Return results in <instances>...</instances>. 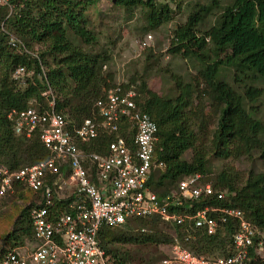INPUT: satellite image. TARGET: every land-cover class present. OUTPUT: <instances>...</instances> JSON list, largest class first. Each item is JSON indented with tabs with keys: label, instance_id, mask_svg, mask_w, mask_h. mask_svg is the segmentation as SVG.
<instances>
[{
	"label": "trees",
	"instance_id": "16d2710c",
	"mask_svg": "<svg viewBox=\"0 0 264 264\" xmlns=\"http://www.w3.org/2000/svg\"><path fill=\"white\" fill-rule=\"evenodd\" d=\"M99 1L41 0L36 6L33 0H10L11 12L8 7L0 6V167L17 170L48 159L38 136H16L8 119L11 111L46 108V99L41 96L45 91L52 92L55 110L66 118L69 125L78 126L84 119L95 118L93 105L111 89L114 79L112 73L102 72V66L108 60L106 53L84 49L97 44L96 33L88 24L86 9ZM110 1L125 10L144 7L151 28L171 20L168 6L157 4L156 0ZM210 1L213 6L219 3L218 0ZM201 19L200 12L195 11L173 31L170 53L198 63V77L205 87L203 94L208 96L217 114L208 148L196 146L199 136L203 135L204 121L198 111L191 108L190 84L176 78L178 94L161 97L141 78L130 82L133 85L138 82L134 89L135 103L157 127L156 166L151 170L147 186L161 197L176 189L181 177L202 174L204 182L210 183L215 192L223 193L224 198L217 200L212 196L206 202L191 205L237 209L245 220L264 232V172L251 170L246 178H241L232 169H222L211 177L208 168V155L212 151L218 157L226 158L257 152L264 166V123L258 113L261 110L254 105L262 99L264 103L258 85L264 82V0H232L222 7L215 24L197 36L196 28ZM9 36L20 42L17 50L9 46ZM33 44H42L44 49L35 52ZM18 68L24 70L20 75L24 78L22 83L14 78ZM223 68L234 69L235 83L247 79L242 91L219 78ZM120 87L129 89L128 85ZM123 128L126 131L128 125L124 124ZM110 141L109 137L100 135L81 148L102 154ZM187 150L192 152L189 160L182 157ZM27 191L31 194L28 205L20 211L12 230L4 236L2 245L9 248L2 251L0 258L7 251L23 248V239L28 240L30 247L33 244L29 212L36 194ZM63 207L58 205L56 210ZM236 224V220L228 219L214 235L201 232L186 240L179 226L156 218H136L117 228L103 227L97 239L110 264H131L133 260H138L137 264L160 261L166 257V250L174 239L189 251L221 257L230 252ZM125 245L144 250L145 255L130 259L114 247ZM157 248L161 251L159 256L145 260L149 252Z\"/></svg>",
	"mask_w": 264,
	"mask_h": 264
},
{
	"label": "built area",
	"instance_id": "2783aa9c",
	"mask_svg": "<svg viewBox=\"0 0 264 264\" xmlns=\"http://www.w3.org/2000/svg\"><path fill=\"white\" fill-rule=\"evenodd\" d=\"M0 6L12 7L10 0H0ZM8 44L16 50L21 46L13 36ZM23 72L16 69L14 78ZM41 96L46 108L28 107L8 114L13 133L26 138L37 135L48 159L17 170L0 167L1 195L16 186L36 194L29 212L32 246L7 251L0 264H110L99 246V231L136 218L179 226L186 240L201 232L214 235L226 220L237 221L227 256L198 254L174 239L166 257L156 264H264V232L245 220L241 211L191 205L212 196L224 198L204 182L202 174L181 177L176 189L161 197L147 186L156 166L157 127L136 105L134 89H109L93 105L95 118L84 119L78 126L69 125L55 110L50 90ZM100 135L111 139L104 153L81 148ZM61 204L63 209L57 211Z\"/></svg>",
	"mask_w": 264,
	"mask_h": 264
},
{
	"label": "rangeland",
	"instance_id": "374dc122",
	"mask_svg": "<svg viewBox=\"0 0 264 264\" xmlns=\"http://www.w3.org/2000/svg\"><path fill=\"white\" fill-rule=\"evenodd\" d=\"M39 6L41 0H33ZM216 6L210 0H156L157 4L167 5L171 12V20L158 27L151 28L148 23V12L144 7L125 10L112 4L110 0H100L97 4L86 9L89 20V27L96 33L97 44L84 47L94 53L105 52L108 60L102 66V72H110L114 79L111 88L128 85V88L135 89L131 80L141 78L148 88L161 97H173L178 94L175 86L176 78L185 84L192 86V110L198 111L201 120L203 119V135L199 136L196 143L197 148L210 146V133L215 128L216 109L207 95L202 80L198 77V63L191 59H185L180 54H171L173 31L186 22L187 17L199 11L202 19L196 28V35H202L207 29L215 24L216 17L220 14L222 7L231 3L232 0H218ZM12 8V7H11ZM207 12H203L205 9ZM202 10V11H201ZM11 12V9H9ZM6 13V11H5ZM1 14V12H0ZM2 15H0L1 17ZM33 51H42V44H33ZM222 58V57H221ZM50 62V58L46 57ZM235 71L232 68H223L219 73V78L230 84L237 91H242L247 79L241 83L234 82ZM31 75V74H30ZM29 77V75H28ZM24 78L18 77L22 83ZM264 98V82L259 83ZM263 100V99H262ZM256 102L254 105L264 123V103ZM258 103V104H257ZM247 106H250L247 105ZM247 108V107H246ZM199 110L201 111L199 113ZM186 160L192 158L191 150H187L183 156ZM208 168L212 177L218 171L232 169L241 178H246L252 170L264 172L263 160L259 158L257 152L238 157H218L213 151L208 155ZM208 175V176H209ZM31 194L23 187L18 186L13 192L0 194V255L9 246H3V238L13 228V223L17 219L20 211L28 205ZM171 234L172 231L165 230ZM23 248L28 249V240L23 239ZM120 254L126 253L130 259L134 256L138 258L145 255L144 250L134 248V246H114ZM113 247V248H114ZM139 252V253H138ZM150 255L145 257L155 258L161 253L157 248ZM138 260H133L131 264H137ZM158 261H153L156 264Z\"/></svg>",
	"mask_w": 264,
	"mask_h": 264
}]
</instances>
